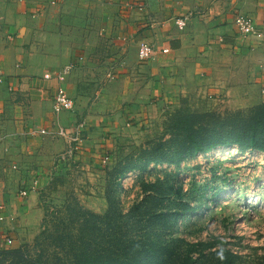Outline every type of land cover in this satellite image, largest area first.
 <instances>
[{
  "label": "rangeland",
  "instance_id": "374dc122",
  "mask_svg": "<svg viewBox=\"0 0 264 264\" xmlns=\"http://www.w3.org/2000/svg\"><path fill=\"white\" fill-rule=\"evenodd\" d=\"M64 1L67 4L63 6L53 0L43 1L52 4L50 8L58 11V17L68 16L65 30L80 28L77 37L69 39L71 45L76 43L71 47L75 56L59 68L72 66L90 45H99L98 52L91 53L87 60L102 69L98 96L103 87L119 79L116 68L121 65V57L114 52L112 39L100 31L99 21H84L91 19L92 6L96 7L99 0ZM262 104L244 105L238 98H212L198 92L151 103V109L139 112V117H121L117 111L108 114V105L99 101L97 114L103 117L100 127L89 130L86 125L85 131L80 130L81 153L61 165L53 164L46 180L31 189L36 191L35 199L23 216L13 215L14 241L10 246L0 245V264H83L86 245L93 239L78 236L85 230L83 225L97 223L103 235L96 236L98 240L92 243L100 249L108 248L113 240L105 233H110L117 221L121 227L119 219L123 218L119 217L131 213L144 216L150 209L146 197L157 191L167 194L160 200L159 209L173 214L169 226L159 228L160 240L170 250L184 253L189 245L193 255L205 264L203 255L222 247L236 254L235 264H264V150L230 144L199 152L180 163L162 160V155L188 145L175 140L185 134L175 125L178 118L189 117L194 127L200 128L204 142L209 138L218 141L227 130L228 119L246 116ZM81 119L56 127L49 135L54 137L61 129L79 131L85 123ZM101 126L108 129L104 131ZM68 142L54 156V162L68 148ZM145 164L142 169L140 165ZM186 205L195 211L176 221ZM166 220L168 215L159 222ZM17 230L19 236L15 235ZM207 244H214V248Z\"/></svg>",
  "mask_w": 264,
  "mask_h": 264
},
{
  "label": "crops",
  "instance_id": "0c3cea01",
  "mask_svg": "<svg viewBox=\"0 0 264 264\" xmlns=\"http://www.w3.org/2000/svg\"><path fill=\"white\" fill-rule=\"evenodd\" d=\"M43 1L0 0V198L7 202L0 204L7 207L6 224L27 212L36 194L31 189L46 180L54 156L68 142L60 134L31 137L34 128L58 129L82 118L87 129H96L103 118L97 114L99 101L108 105V114L117 111L121 117H139L151 103L198 92L264 104V41L243 38L235 25L239 14L264 20V0H99L84 21H99L121 65L119 79L98 96L102 69L87 60L99 45L86 47L83 61H73L62 84L44 78L70 63L76 43L69 39L80 28L65 30L68 16L58 17ZM179 18H187L182 29ZM143 42L155 48L147 62L139 58ZM60 85L75 102L73 112L53 110Z\"/></svg>",
  "mask_w": 264,
  "mask_h": 264
},
{
  "label": "trees",
  "instance_id": "16d2710c",
  "mask_svg": "<svg viewBox=\"0 0 264 264\" xmlns=\"http://www.w3.org/2000/svg\"><path fill=\"white\" fill-rule=\"evenodd\" d=\"M227 130L222 134V139L215 141L209 138L208 142L202 140V132L200 128L194 127L189 117H181L177 119L176 126L179 131L184 132L183 138L177 136L175 140L182 141L188 144L176 152L164 154L162 160L169 163H180L186 157H192L199 152H207L220 145L234 144L246 149L264 150V104L259 105L248 115L239 114L233 116L227 121ZM204 142V143H203ZM185 154L187 156H180ZM175 155H178L175 157ZM145 165H140L144 169ZM164 192H155L151 196H147L150 202L148 204L149 211L144 216L132 213L128 216L119 217L126 219L120 220L121 227L118 226V221L112 226L110 233H105L113 240L108 248L100 249L93 245V241H97V237H101L103 232H98L97 223L95 225H83L85 230H82L78 236L93 237L86 247L87 255L84 257L83 264H202L203 259L196 258L190 246L184 253L176 252L170 247H166L163 240H160L161 233L159 228L169 226V220L173 217L172 212H165L159 209L160 200L167 197ZM151 203V204H150ZM169 208V207H168ZM195 211L194 207L186 205V208L177 214L174 218L176 221L184 217L187 213ZM110 210L108 214H110ZM168 215V220L165 223H160L159 220H165ZM93 219L94 215H89ZM115 220H118L116 218ZM89 225V226H88ZM108 231V230H107ZM109 232V231H108ZM100 233V234H99ZM97 236V237H96ZM196 246L197 244H193ZM208 248H214V244H207ZM102 251V252H101ZM104 253V254H103ZM203 255V254H201ZM209 256V257H207ZM207 256L205 264H235L237 259L236 254L226 248H218L212 250ZM211 258V259H210Z\"/></svg>",
  "mask_w": 264,
  "mask_h": 264
},
{
  "label": "built area",
  "instance_id": "2783aa9c",
  "mask_svg": "<svg viewBox=\"0 0 264 264\" xmlns=\"http://www.w3.org/2000/svg\"><path fill=\"white\" fill-rule=\"evenodd\" d=\"M186 20L187 18H179L176 20V23L179 26V28L182 29L186 26ZM235 24L237 26L238 33L243 38H253L256 40L264 41V20H256L244 14H239L235 18ZM167 51H168L167 49L163 50L164 53H166ZM154 53H155V49L151 44L145 42L141 43L139 49V57L141 61H147L151 59ZM71 68H72L71 66H65L59 68L56 74L47 73L44 75V78L45 79L55 78L60 82V84H62L66 74L69 73ZM73 109H74L73 100L69 97L66 89L60 85L54 93L53 110L56 113H58L61 111H72ZM78 129L79 131L74 129L72 131L61 129L59 132L56 133L65 137H72V136L73 137L69 138L68 148L56 157L55 166L56 164L61 165L62 162H66L71 158H73V156H76L77 154L81 153L80 147L82 146V139L81 137H79L78 134H80V130L82 133V131L85 129L84 123H81V126ZM52 130H48L47 128H41V129L34 128L30 130V136L36 137L38 135H49ZM27 194L28 193L26 191L20 193V195L24 197ZM8 217L9 215L7 213V207L4 204H0V245H4V246H10L13 243L14 241L13 234L14 232H16V227L14 225L6 224Z\"/></svg>",
  "mask_w": 264,
  "mask_h": 264
},
{
  "label": "bare ground",
  "instance_id": "6f19581e",
  "mask_svg": "<svg viewBox=\"0 0 264 264\" xmlns=\"http://www.w3.org/2000/svg\"><path fill=\"white\" fill-rule=\"evenodd\" d=\"M236 25V24H235ZM236 28H237V26H236ZM238 31V30H237Z\"/></svg>",
  "mask_w": 264,
  "mask_h": 264
}]
</instances>
